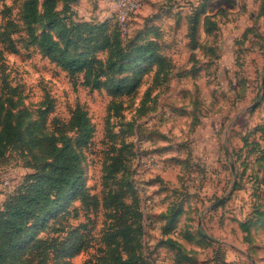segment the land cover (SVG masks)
<instances>
[{"label":"rangeland","instance_id":"rangeland-1","mask_svg":"<svg viewBox=\"0 0 264 264\" xmlns=\"http://www.w3.org/2000/svg\"><path fill=\"white\" fill-rule=\"evenodd\" d=\"M34 6L0 0L1 116L16 107L12 119L26 136L48 110L36 133L59 139L51 130L54 120H66L80 105L94 131L87 147L75 148L88 197H70L37 228L25 245L31 264L55 263L51 250L70 223L85 221L89 195L101 197L104 188L107 198L109 188L123 189L128 222L141 230L136 264H264V0H140L123 44L111 0H35ZM84 22L104 24L110 38L107 47L88 49L101 59L99 79L110 89L121 77L138 80L129 95L112 97L107 85L87 87L81 74L70 75L44 54L41 32L62 48L69 35L61 36V28ZM149 40L159 59L121 74L106 68L109 56L127 62L131 50ZM83 48L79 43L67 50ZM65 136L74 141L76 130ZM119 147L126 159L115 181L111 150ZM37 154L20 139L5 148L0 205L8 191L3 180L13 188L39 173L44 161ZM93 209L87 228L77 233L84 247L65 264H104L99 247L107 210ZM67 210H79L80 217L66 221ZM104 254L108 258L111 248L105 246Z\"/></svg>","mask_w":264,"mask_h":264},{"label":"trees","instance_id":"trees-1","mask_svg":"<svg viewBox=\"0 0 264 264\" xmlns=\"http://www.w3.org/2000/svg\"><path fill=\"white\" fill-rule=\"evenodd\" d=\"M34 3L35 0H29L31 8L35 7ZM51 4L52 2H48L45 8L46 12L51 9ZM49 21L54 26L59 25L56 20L50 19ZM104 26V24L98 26L84 22L61 28V36L69 35L62 48L59 46L58 40L53 39L47 31H43L39 36L40 45L44 54L56 60V63L67 73L74 76L81 74L83 85L92 89H100L107 85L99 79L97 72L99 67H96V63L101 59L91 56L88 49L104 48L109 45L110 38L103 32ZM87 29V36H83V31ZM114 30L120 43L129 41L130 37L125 39L121 36L115 21ZM74 36H78L77 41L74 40ZM79 43H84L83 49L71 53L67 50L68 45L77 46ZM129 58L127 62H117L112 59V56H109L106 68L111 72L121 74L143 61L151 62L159 59L158 46L151 40L145 44H139L131 50ZM131 59L134 62H130ZM137 82L138 80L129 81L127 76L121 77L112 83L111 89L107 85L109 88L107 90L112 97L129 95L137 87ZM8 99L11 102V99ZM14 109L11 108L12 111L9 110V113L3 116L0 112V159L3 158L5 148L20 139L27 142L28 147L37 148L38 154L35 159L43 160L44 163L40 166L39 173L29 176L22 183L9 189L0 205V264H31V256L27 255L25 245L37 228H43L49 218L57 214L58 210H61L66 203H69L70 197L72 199L76 197V194H81L83 199L88 197L79 156L75 148L81 149L90 144L94 128L87 111L82 106L76 105L66 120H54L51 130L59 131V139L54 133L50 136L44 135L46 138L36 133L45 126L43 123L48 110H43L41 121H32L33 126L28 129L27 135L23 136L20 129L22 123L18 124L12 119ZM70 130H76L74 141H70L65 136L66 132ZM25 137H28L29 140L27 141ZM111 152L114 154L113 169L109 175L118 181L119 177L116 172L124 166L126 156L122 147L112 148ZM109 189L108 198L105 195L106 188L103 189L101 197L95 194L89 195L92 206H85V212L82 213L85 221H81L77 225L70 223L71 230L62 236L57 248L51 250L53 258L56 259L54 264L67 263V261L64 262L65 257L78 253L84 247V243L77 233L80 229L87 228V211L96 210L93 208L107 210L106 222L101 233L102 246L99 247L103 253L104 264H136L133 260L136 257L134 244L138 241L141 230L128 222L131 210L123 202L125 197L123 189H116L113 192ZM80 214L79 210H67L64 213V218L66 221H71L77 216L80 217ZM70 242H72V246L68 247ZM105 246L111 248L108 258L104 254ZM31 247L33 246L31 245Z\"/></svg>","mask_w":264,"mask_h":264},{"label":"built area","instance_id":"built-area-1","mask_svg":"<svg viewBox=\"0 0 264 264\" xmlns=\"http://www.w3.org/2000/svg\"><path fill=\"white\" fill-rule=\"evenodd\" d=\"M113 18L123 38L128 33L131 17L140 7V0H111ZM141 160H146L142 158ZM3 186L8 190L12 188L8 179L3 180ZM11 185V186H10Z\"/></svg>","mask_w":264,"mask_h":264}]
</instances>
